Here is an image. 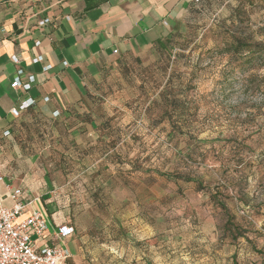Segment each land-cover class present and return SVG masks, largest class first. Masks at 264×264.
<instances>
[{"label": "crops", "instance_id": "obj_1", "mask_svg": "<svg viewBox=\"0 0 264 264\" xmlns=\"http://www.w3.org/2000/svg\"><path fill=\"white\" fill-rule=\"evenodd\" d=\"M194 1L0 0V197L12 207L7 186L21 189L31 205L20 220L46 213L50 232L39 245H64L72 264L100 241L103 224L132 220L121 213L134 207L133 182L149 189L150 176L110 172L127 143L117 114L142 107L181 46ZM18 70L24 82L36 78L28 93L12 88ZM61 224L75 229L63 244L50 237Z\"/></svg>", "mask_w": 264, "mask_h": 264}, {"label": "rangeland", "instance_id": "obj_2", "mask_svg": "<svg viewBox=\"0 0 264 264\" xmlns=\"http://www.w3.org/2000/svg\"><path fill=\"white\" fill-rule=\"evenodd\" d=\"M203 3L142 107L117 114L127 143L110 172L150 176L149 189L132 181V220L103 224L74 264H264V70L223 52L236 28L264 45V0ZM188 172L202 188L176 181Z\"/></svg>", "mask_w": 264, "mask_h": 264}, {"label": "built area", "instance_id": "obj_3", "mask_svg": "<svg viewBox=\"0 0 264 264\" xmlns=\"http://www.w3.org/2000/svg\"><path fill=\"white\" fill-rule=\"evenodd\" d=\"M194 3L198 8L202 4L201 0H195ZM49 22L50 20L45 19L39 23V26L43 27ZM13 62L19 64L18 58L14 57ZM49 69L50 67H47L45 71ZM23 76V70H18L12 88L28 93L32 90L36 78L31 75L24 82L22 81ZM34 104L35 102L31 99L24 101L11 113L13 116L19 117L22 111L29 109ZM2 184H4V177L0 175V185ZM7 188L10 191L8 197L13 202V206L7 207L0 197V264H67L71 255L64 245L56 246L44 243L39 245L50 232L46 213L35 209L30 212L28 217L20 220L31 203L27 202L21 189H11L10 185ZM74 235L75 229L72 226L61 224L56 226L50 237L63 244Z\"/></svg>", "mask_w": 264, "mask_h": 264}, {"label": "trees", "instance_id": "obj_4", "mask_svg": "<svg viewBox=\"0 0 264 264\" xmlns=\"http://www.w3.org/2000/svg\"><path fill=\"white\" fill-rule=\"evenodd\" d=\"M232 33V34H231ZM231 41L224 47L223 52L224 54L230 57L231 63H236L241 61L240 67L243 72H251V71H263L264 70V45L256 42L254 36L252 34H247L244 32H240L238 28L236 30L231 31ZM264 81V78H263ZM169 106L174 107V109L181 103L176 99H171L168 94L161 96ZM155 100L150 102L149 108L152 109L156 106ZM168 114L172 116L171 113L165 112V115ZM166 178H172L170 175L165 174ZM176 181H185L187 183H196L200 188L202 183L196 181L195 178L191 177L190 172L188 173H177L175 177ZM247 181V180H245ZM223 210L228 213V210L225 206H222ZM231 220V219H230ZM228 221V225L233 227L231 221ZM232 233H234V239H240L243 237L244 233L241 230L235 228ZM67 264H71L70 260H68Z\"/></svg>", "mask_w": 264, "mask_h": 264}]
</instances>
